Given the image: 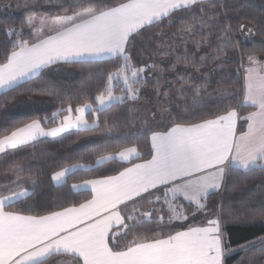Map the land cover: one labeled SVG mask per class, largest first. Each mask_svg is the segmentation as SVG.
Instances as JSON below:
<instances>
[{
    "label": "snow or ice",
    "instance_id": "6c2138e0",
    "mask_svg": "<svg viewBox=\"0 0 264 264\" xmlns=\"http://www.w3.org/2000/svg\"><path fill=\"white\" fill-rule=\"evenodd\" d=\"M224 6L223 0H89L86 5L83 0H64V14L50 18L31 14L19 28L0 27L8 38L5 50L0 52V92L5 96L40 79L43 70L56 64L102 62L107 58L115 65L101 71L94 95L82 94L75 103L64 101L50 85L28 88V93L62 101L52 113L55 126L46 127L49 118L43 117L0 135V157L7 160L19 150L35 147L43 142L42 137L62 142L73 134V129L94 132L103 127L107 133L121 127L137 129L125 133L118 147L106 145L99 149L92 164L76 163L51 173V180L59 185L66 183L67 174L76 168L111 161L130 165L115 175L73 184L72 189L91 186L92 198L60 211L45 215L5 211L7 205L35 195L38 183L30 174L25 175L22 163H12L7 171L15 179L0 186V264H49L54 257L63 259L53 264H224L226 255L256 247V241L235 249L226 247L220 215L209 219L207 226L166 231L172 221L188 219L181 200L187 202L194 215L208 208L210 194L221 190L231 172H264V60L257 55H241V67L244 59L249 66L244 68L243 98L237 106L225 104L222 114L186 123L171 116V105L177 96L191 93L193 102L200 103L205 97L223 102L240 95L227 83L230 77L223 74L222 56L228 47L239 51L234 33L247 39L255 34L257 25L264 28V16L241 18L237 11L233 24L227 12L215 14ZM69 10L71 14H67ZM163 21L170 28L179 24L172 36L191 39L198 51L203 46L211 47L212 32H219L218 51H205L196 60L194 53L189 59L185 49L166 68L147 62L137 67L130 55L132 43L146 35L144 30ZM46 24L53 26L47 32ZM24 26L31 30L29 39L23 38ZM175 43L172 40L158 45L156 55L172 57ZM210 60L220 61L217 67L221 69L211 92L212 73L202 72ZM180 64L199 77L178 72ZM166 71L174 74L173 81L161 84L159 79L149 78L153 72L162 75ZM144 96L147 98L141 104ZM245 107L256 110L242 116L237 109ZM112 109H122L121 116H127V120L112 117L111 122L108 118L101 121V115ZM88 116H92L91 121ZM241 120L247 123V130L237 135ZM145 132L150 134L145 137ZM165 207L167 220L161 211ZM249 211L264 222V205ZM218 212L222 213L223 208ZM123 240L128 242L122 245ZM259 244L257 251L264 253V239Z\"/></svg>",
    "mask_w": 264,
    "mask_h": 264
},
{
    "label": "trees",
    "instance_id": "16d2710c",
    "mask_svg": "<svg viewBox=\"0 0 264 264\" xmlns=\"http://www.w3.org/2000/svg\"><path fill=\"white\" fill-rule=\"evenodd\" d=\"M88 2L89 0H83L85 5ZM106 2L114 3L115 0H106ZM223 3L224 8L216 11L215 14L220 15L221 12H227L233 24L237 19V11L241 13V18L244 15L256 17L257 19L264 16V0H223ZM62 4H64V0H0V27L19 28L31 14L44 16L64 14ZM71 11L69 10L67 14H71ZM177 27H179V24L170 28L167 21H163L158 26L144 30L146 35L137 37L132 43L130 55L133 58V63L137 67L143 66L145 62L149 64L156 63L160 67L166 68L169 62H175V56L183 55L185 49L190 54L189 59L193 58L191 54L194 53L196 60L199 59L200 55H204L205 51L212 54L218 51L217 44L220 41L217 40V37L220 35L219 32H212L210 36L211 47L205 46L198 51L191 39L182 40L179 37L172 36ZM23 31V38L29 39L31 30L24 26ZM208 31L207 28L204 29V34L207 35ZM234 35H236V41H239V51H234L232 47L225 49L226 55L222 56L225 61L223 74L230 77L227 83L240 95L236 96L234 100L223 102L205 97L200 103L193 102L191 93H187L186 97L177 96L171 105L172 117L185 123L198 120L200 117L211 118L213 114H222L225 110V104L237 106L238 102L242 100L243 67H241V55L243 54L246 57L249 54H255L258 58L264 60V51H262L264 49V28L257 25L255 34L247 39L236 33ZM149 36L151 37L150 40L147 39ZM172 40L176 41L173 45L175 52L172 57L163 58L156 55L158 45L167 44ZM7 44L8 38L3 32H0V52L5 50L4 46ZM0 62H2V56H0ZM219 63L220 61L210 60L202 69V72L212 73L213 82L209 88L210 92L216 87L215 80L220 78L221 69L217 67ZM114 67V62L107 58L102 62L91 61L58 66V68H61L58 73L55 72V69L42 72L40 79H34L27 84H23L15 91H10L7 96L2 92L0 94V135L37 118L48 117L46 127L55 125L52 122V113L61 107L62 101L54 96L28 93V88L36 85H50L60 93L64 101L71 100L75 103L82 94L94 95L96 88L99 86L101 71L106 72ZM177 71L187 72L189 76L194 78L199 77L198 73H194L192 69H186L183 64L177 66ZM149 78L153 81L159 79L161 84H164L165 81H173L175 77L173 73L166 71L162 75L153 72ZM174 87L178 88L179 85L175 84ZM151 92L152 89L149 86L148 94ZM13 97L15 99H12ZM32 97L47 98L52 102V105L45 110L25 114L10 112L13 105ZM146 98L147 96H144L140 103L143 104ZM151 98L153 101L155 100V96ZM253 109V107H245L237 110L242 116H246ZM121 111L122 109H112L101 115L100 119L103 121L108 118L111 122L112 117H119L121 121L127 120V116H121ZM58 118H56V121H58ZM88 119L91 121L92 116H88ZM246 124L243 120L239 121L238 132L243 131ZM129 131L134 132L137 129L121 127L111 133L105 132L103 127L94 132H76V130H72L73 134L62 142L50 138H41L43 142L36 143L35 147L30 146L19 150L16 155L7 160L0 158V186L5 183L6 175L10 174L7 170L14 162L22 163L25 168V175L30 174L38 182L35 187V195L11 203L7 206V209L23 215H45L50 211L62 210L64 207L84 202L90 198L91 192L87 190L76 191L71 187L73 184L86 179L115 175L127 164L111 161L87 169L76 168L67 174L66 183L59 185L53 183L50 178L51 173L61 167L76 163L92 164L99 149L106 145L110 148L118 147L123 142L124 134ZM149 134L145 132L144 135L146 137ZM139 144L142 149L145 148L144 139H141ZM145 158L149 159L150 156ZM224 186L222 196H220L219 191L210 194L207 202L208 208L205 211L196 212L194 215L191 214L192 209L187 205V202L181 200V203L185 205V215L188 216V219L172 221L166 231L185 230L189 226L204 225L207 224L209 219L220 215L221 230L224 234L226 247L235 249L246 242L256 241V247L249 249L247 252L226 255L224 264H238L241 260L244 261V264H264V253L257 251L260 247L259 241L264 239V222H261L257 215L249 211V209H257L259 206L264 205V172L259 169L247 173L243 170L233 171L226 177ZM146 207L148 206L146 205ZM221 207L223 208L222 213L218 212V208ZM161 211L165 215V220H167V208L165 207ZM128 239L130 240L131 236ZM127 242V240H123L121 243L123 245Z\"/></svg>",
    "mask_w": 264,
    "mask_h": 264
},
{
    "label": "rangeland",
    "instance_id": "374dc122",
    "mask_svg": "<svg viewBox=\"0 0 264 264\" xmlns=\"http://www.w3.org/2000/svg\"><path fill=\"white\" fill-rule=\"evenodd\" d=\"M35 15L37 17H46V18L53 17V16L38 15V14H35ZM38 24H39V20L36 21V27L40 26ZM48 25L49 24H46L44 26V28H46ZM203 47H205V46H203ZM245 63H247L246 59L243 61L242 75H244V64ZM51 105H52V102L49 99H47V98L32 97V98L26 99L24 101L18 102L17 104L13 105L10 108V112L13 113V114H25V113H29V112H33V111L45 110V109L49 108ZM0 158H2V157H0ZM5 178H6V181H5V183L3 185L9 184L10 180L15 179V177L11 174V172H10L9 175H6ZM224 184H225V182H224ZM224 184H223L221 190L219 191L220 192V196H222V194H223V190H224V187H225Z\"/></svg>",
    "mask_w": 264,
    "mask_h": 264
},
{
    "label": "crops",
    "instance_id": "0c3cea01",
    "mask_svg": "<svg viewBox=\"0 0 264 264\" xmlns=\"http://www.w3.org/2000/svg\"><path fill=\"white\" fill-rule=\"evenodd\" d=\"M39 25V24H38ZM39 27V26H38ZM51 27H53L52 25H48L46 28H45V32H47L48 31V29L49 28H51ZM261 60H263V59H261ZM66 66V65H68V64H63V63H60V64H56V65H53V66H51L50 68H48V69H45V70H43V72H46V71H48V70H56L55 72L56 73H58V72H60V70H61V68H58V66ZM249 66V64H248V62L247 63H245L244 64V68H246V67H248ZM2 92H0V94H1ZM254 108V107H253ZM256 109L254 108L252 111H255ZM58 121H59V118H58ZM57 121V122H58ZM238 125H239V121H238V123H237V135H239V133L240 132H238ZM55 126V125H54ZM52 127V126H51ZM73 130H75V129H73ZM247 130V124H246V127H245V129L243 130V131H246ZM43 138V137H42ZM48 138H50V139H52L51 137H48ZM151 158V157H150ZM149 158V159H150ZM136 162H141V161H136ZM127 166H130V165H127ZM100 178H102V177H100ZM100 178H94V179H100ZM86 180H93V179H86ZM83 181H85V180H83ZM83 181H81V182H79V183H76V184H82L83 183ZM53 183L54 184H56V182H54L53 181ZM74 190H76V191H80V190H87V191H90L91 192V186H87L86 188H82V189H74ZM5 194H7V193H5ZM92 198V192H91V196H90V198H88V199H91ZM87 199V200H88ZM86 201V200H85ZM84 201V202H85ZM83 203V202H82ZM79 205V204H78ZM78 205H75V206H78ZM8 206V205H7ZM7 206L5 207V211H10V212H14V211H12V210H8L7 209ZM58 211H60V210H58ZM23 215V214H22ZM194 226H207V224H204V225H194ZM56 259H63V258H52V260H50L49 261V264H53V261L54 260H56Z\"/></svg>",
    "mask_w": 264,
    "mask_h": 264
}]
</instances>
